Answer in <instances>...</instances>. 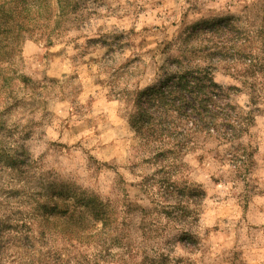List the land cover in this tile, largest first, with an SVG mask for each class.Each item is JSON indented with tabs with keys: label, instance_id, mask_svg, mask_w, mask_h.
Here are the masks:
<instances>
[{
	"label": "clouds",
	"instance_id": "9594fccd",
	"mask_svg": "<svg viewBox=\"0 0 264 264\" xmlns=\"http://www.w3.org/2000/svg\"><path fill=\"white\" fill-rule=\"evenodd\" d=\"M17 20L34 30L0 37V264H264V0H25ZM49 38L59 57L21 58ZM85 64L119 119L78 95Z\"/></svg>",
	"mask_w": 264,
	"mask_h": 264
},
{
	"label": "rangeland",
	"instance_id": "374dc122",
	"mask_svg": "<svg viewBox=\"0 0 264 264\" xmlns=\"http://www.w3.org/2000/svg\"><path fill=\"white\" fill-rule=\"evenodd\" d=\"M7 0H5L6 2ZM76 6L74 5L73 8H75ZM5 5H0V24H2V19L4 18L5 16ZM22 15V12H18L16 15H15V18L13 19H9V25L11 26V30L9 31V33H6L5 35H2L1 32L3 30V28L1 27L0 25V37H3L5 40L8 38H12L13 40H16L19 38L20 34L23 33V32H28V31H33L34 28H29L27 27L24 23H20L18 20H17V17H20ZM24 19H27V17L25 16ZM14 20L17 21V23H20L22 25V29L21 28H18L16 25H15V22ZM57 27H59V25H57ZM7 39V40H8ZM87 44H89V46H92V45H95V44H98L100 43V38L98 37H90L88 41H86ZM104 43L106 44L107 41H104ZM4 46V47H3ZM39 47V45H37V42L36 41H31L30 44L28 42H26L25 44V47L21 48L20 49V55H21V58H26V57H32V58H35V57H39V59L43 60L45 62V64H48V61L53 59V58H57L59 57L61 54H63L65 52V49L64 48H57L55 43L52 41V39H47L46 42L43 44V48L45 49L44 51L42 52H38L35 50V47ZM75 47V45H74ZM0 51L4 52L5 53V50H8V47L5 46V44L1 43V47H0ZM14 49H9V54L8 55H12L14 54ZM3 53V54H4ZM133 61L135 60H138L139 57H134L132 58ZM94 63V61H93ZM50 67V65H49ZM63 75V73H62ZM43 79L45 80H49V82H55L56 81V77H49V76H44L42 77ZM75 78L76 79H79L80 80V84H79V92H78V95L83 99L84 103L85 104H88L89 103V100H91V105L90 106H101L103 107L105 104H111L112 107L111 109L109 110V115L111 116V118L115 121L117 119H119V115L116 111V102L115 101H107L106 98L103 99V100H97L96 96H95V90L98 88V82L96 80H93L91 78V76L89 75L88 73V67H87V64L84 65L83 67V71L82 72H78L75 74ZM19 81H20V84L23 85L24 88H29L33 85V80H32V77L27 75V74H21L19 76ZM3 83L4 84H7L8 83V78H5L3 79ZM62 105H64V100L61 99L60 101L57 102L56 104V111L52 113L53 116H56V115H62V119L63 120H68L70 119V116L69 114L65 111V108L62 107ZM21 106L19 101L15 102L14 105H10L9 108H12V107H19ZM8 109H6L5 111H7ZM75 110H73L74 112ZM65 128L68 127V125H64ZM94 135L96 133H93ZM52 135L53 136H56L58 137V141L61 143V144H64V138L62 136L59 135V133L53 129L52 130ZM56 142V141H54ZM78 143V141H77ZM109 144L112 143V141H108ZM67 146V145H65ZM145 164L147 163H150L151 161L148 160V159H145L143 161ZM149 178L148 177H145V180H148Z\"/></svg>",
	"mask_w": 264,
	"mask_h": 264
},
{
	"label": "trees",
	"instance_id": "16d2710c",
	"mask_svg": "<svg viewBox=\"0 0 264 264\" xmlns=\"http://www.w3.org/2000/svg\"><path fill=\"white\" fill-rule=\"evenodd\" d=\"M4 5H5L4 10H5L6 14H5L4 18L2 19V24H0L1 27L3 28L2 32H1L2 35L9 33V31L11 30V26L9 25V19L11 20V19L15 18V15L18 12H22L24 5H25V0H7ZM14 22L18 28L22 27V25L20 23H17L16 20H14ZM5 46L8 47L7 44H5ZM0 47H1V43H0ZM9 49L10 48L8 47V50H5V53L3 52L5 56H7L9 54V52H8ZM167 83L168 82L165 83V85H164L165 87L167 86ZM177 87H182V85L178 84ZM202 90H203L202 88L191 90L190 99L184 102L186 107H195L197 105V103H199L200 107L202 109L206 110L204 106H205L207 98L206 97H199V95H198V93ZM145 95H147L149 98H152L156 95V90L154 88H152L151 91H146ZM145 122L146 121H144L143 117H141V119L139 121H137L136 123L140 124V127L142 128ZM164 157H165V153L161 152V153L156 154L155 159L159 160L160 158H164ZM158 171H162V170H158ZM85 208L90 211V213L93 216V219H99V218L105 217V209L102 206H100L98 203H95L93 201H88L85 204ZM52 211L55 212V211H57V209H53ZM53 219L55 221H57L56 226L61 227L60 223H59V221L61 220V216L53 217ZM107 223H108V221L105 219V224H104L105 227H107ZM77 226H78V221H77ZM61 231L67 232V231H69V229L67 228V226H64V227H61ZM80 231L85 232V231H87V229L84 227H80Z\"/></svg>",
	"mask_w": 264,
	"mask_h": 264
}]
</instances>
